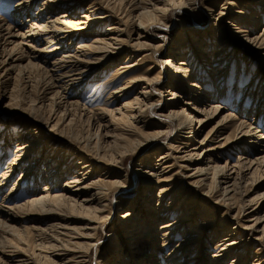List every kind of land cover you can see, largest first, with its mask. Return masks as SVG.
I'll return each instance as SVG.
<instances>
[{"label": "bare ground", "instance_id": "bare-ground-1", "mask_svg": "<svg viewBox=\"0 0 264 264\" xmlns=\"http://www.w3.org/2000/svg\"><path fill=\"white\" fill-rule=\"evenodd\" d=\"M116 1L17 0V25L0 19V78L16 71L29 88L32 71L43 78L36 105L3 137L15 148L0 195L11 169L23 170L0 198V264H264V0H222L210 31L186 29L180 41L160 31L185 3L192 17L213 12L205 0H120L119 12ZM239 67L251 76L241 91ZM90 88L102 106L82 101ZM247 185L256 194L242 201Z\"/></svg>", "mask_w": 264, "mask_h": 264}, {"label": "rangeland", "instance_id": "rangeland-1", "mask_svg": "<svg viewBox=\"0 0 264 264\" xmlns=\"http://www.w3.org/2000/svg\"><path fill=\"white\" fill-rule=\"evenodd\" d=\"M17 0H0V19L4 20L5 22H7V24L9 25H12V26H15L17 25V21H14L11 19V16H10V13L11 11L13 10V5L16 3ZM220 1L222 0H218L217 2L215 1V3H212L211 5L207 4L208 2H206V0L204 1V6L207 8V9H211L213 12H207V11H200L197 12L200 14V16H194L192 17L193 15H190L189 13L190 12H186L187 10H189V6H187V4L185 3V7L182 8L183 12L182 13H174V17H170V20L173 21V23H175L174 27H171V28H165V29H162L160 32L163 33L164 35H166V38L168 40H172V38L175 36L177 37L176 39L178 41L181 40V36H179V33L183 32V30H190V31H195V28L196 27H199V31H210L212 29V25L214 23V19L216 17V14L220 11L219 10V7L221 6L220 4ZM94 2V0H86L85 3H83L84 7H86V5L90 4ZM97 2V1H96ZM248 4H250V2H247ZM112 8L114 9V11L116 12H119L122 10V7H123V4L124 2L123 1H116L114 3H112ZM38 5V4H37ZM125 5V4H124ZM38 6H35V9H37ZM239 7V6H238ZM237 9H234V10H239L240 12H246L245 10H243L242 8H238ZM34 9V10H35ZM127 9V13H128V7H126ZM82 12V11H81ZM81 12H79V14L77 15H81ZM196 17V19L199 20V24L197 23L196 25H194V23H192V19H194ZM241 18V17H239ZM238 21L242 20L241 19H237ZM45 21V20H44ZM166 22V25L169 26V22L165 21ZM183 22H184V25H183ZM181 25V26H180ZM197 25H200V26H197ZM261 26V25H259ZM105 28V27H104ZM21 30H25V27H21ZM156 29H152L150 30V32L147 34L148 37L150 38H153V33H156L155 31ZM260 31V30H259ZM258 30L256 31V33L259 32ZM129 36H128V31L126 30V35L128 37H130V39H136V34H140L137 30L136 27L134 26H131L129 27ZM142 34V33H141ZM177 34V35H176ZM144 35V34H143ZM196 35H193L191 33V35L189 36L190 38L194 39ZM167 40V43H166V49L165 51H168V49L171 47V45L169 44ZM198 40V39H196ZM156 41H159L156 39ZM187 44V39L184 40ZM190 45V44H188ZM138 55H142V53H137ZM242 67H239L237 72H235V74H237L236 78H237V81H238V84L239 86H235V88L238 90V91H241L242 90V87L245 86L248 82V80L250 79V75H246V74H242L241 70ZM2 70L3 68H1L0 66V75L2 74ZM39 72V74H38ZM38 72H35V71H32L31 72V76L33 78V87L29 88L28 87V84L25 83L24 80H21L18 75H15L16 74V71H14L13 73L9 74L6 78H3L1 79L0 78V149H4L6 148V151L2 154V159L3 160L2 162H0V174L4 171V168L6 166V163L9 159L12 158L13 156V152H14V148L15 147H7V143L4 141L3 137L7 134V135H15L17 133V127L19 126L17 124L19 118L17 117V114L21 111V110H28V108H32L36 105V102L35 103H32L31 101L36 99L38 97H41V89L43 88V78L40 74V71ZM37 74V75H36ZM41 77V78H40ZM240 77H242L240 79ZM234 78V74H232V79ZM42 79V80H41ZM40 81V82H39ZM41 85V86H40ZM10 92L11 95H12V98H11V101L8 102L7 100L4 99V93L6 91ZM40 94V95H39ZM90 95V97L88 98V96ZM133 96V95H132ZM81 98H82V101L87 105L88 108H90L89 106H92V107H95V106H102V100H103V94L101 92H99L98 90H93L92 88H90L89 90L85 91L82 95H81ZM238 99V96L236 97ZM14 108H17L16 110H14ZM42 111V110H41ZM47 113V110H45V114ZM54 119V116H52V118L50 119L51 121H53ZM60 122L61 123V118H59ZM64 122H67V120H64ZM214 125V122H212L211 124H209L205 131L207 129H209L211 126ZM3 127V129H1ZM108 130H111V128H108ZM93 132V131H91ZM86 134V128L83 126V130L81 132V134ZM104 132H99V135L101 137V140L102 141H106L105 138H102V135H103ZM172 136H168V139H171ZM167 139V141H168ZM108 140L110 141L109 138H107V142ZM197 141V138L195 139ZM166 141V142H167ZM188 141H185V143H187ZM106 145V144H104ZM147 152H150V151H147ZM145 152H141L137 155H135L131 160H129L128 162H126V164L124 165V167H128L130 166L131 169H134V165H136L137 163L140 162V160L143 158V154ZM228 154H231L232 156L229 157L228 156V159H234L232 157H235L237 154L236 152H229ZM150 157V156H149ZM148 157V158H149ZM155 157H159V154L155 155ZM150 159V158H149ZM224 157L222 158L221 160V163H224ZM148 162H152L154 160H147ZM13 171V174L11 175L10 179H9V182H8V185L6 186V188L3 190V193L0 195V198L3 194H5L7 192V190L11 187V185L15 182V180L18 179L19 177V173L23 170V167L21 166H15L11 169ZM43 170H44V162H41V164H39V171H38V174L40 175V177H44L45 174H43ZM101 173V172H100ZM97 174V175H100ZM129 178H131L132 180V176H129ZM63 182V179L60 180L59 182H57V185L61 186V183ZM26 183V180H22L19 184V188L22 185H24ZM40 187V186H39ZM136 190L138 191V187L135 188V191L133 192V197H136L137 195V192ZM155 191L153 192V197L156 196V189H154ZM264 190V189H263ZM244 193L245 195L242 196V201H247L250 197L254 196L256 194V192L254 190H252V188L249 187V185L245 186L244 188ZM139 194L140 196H142V194L140 193L139 191ZM138 194V195H139ZM26 197V195L24 193H20L18 196H17V200L18 201H22L24 200ZM156 198V197H155ZM156 199H154L153 201V205L156 203L155 202ZM168 201H165L164 203V206H166ZM117 207L115 206V208L113 207V215L114 217H116L118 214L117 212ZM201 205H199L196 210H197V213L201 210ZM219 218V217H218ZM199 220V219H198ZM31 224H35L34 222L32 221H27L25 222L24 225H31ZM46 225V224H44ZM69 227H74L75 230L79 233H82L83 231L81 230V227L82 225L76 223V222H70L68 223ZM232 226V225H231ZM263 226V223L260 224L258 226V229H261V228H264L262 227ZM77 229H80V230H77ZM107 234V229L101 233V240L99 241V250H104L105 249V246L107 247V243H106V240L105 239V235ZM3 243H1V240H0V252L4 251V250H8L7 247V243L5 241L2 240ZM5 243V244H4ZM4 244V245H3ZM176 245V242H174L172 245L169 246L168 248V251L170 249H172V247ZM6 247V248H5ZM32 247V248H31ZM212 247L211 246V250L209 249V251L207 252V254H211L212 253ZM27 249V252L28 254H30L31 252H34L33 250V246L32 244H28V246L26 247ZM4 249V250H3ZM167 251V252H168ZM255 250L252 249L251 252H250V256L252 257L253 254H254ZM106 254V251H103L102 252V257ZM164 254V253H163ZM0 258H1V253H0ZM121 258V257H120ZM1 260L0 259V263H1Z\"/></svg>", "mask_w": 264, "mask_h": 264}]
</instances>
